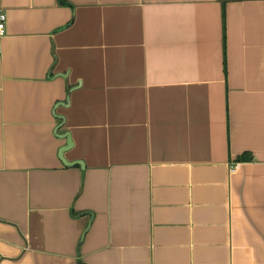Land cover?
<instances>
[{
    "label": "crops",
    "instance_id": "0c3cea01",
    "mask_svg": "<svg viewBox=\"0 0 264 264\" xmlns=\"http://www.w3.org/2000/svg\"><path fill=\"white\" fill-rule=\"evenodd\" d=\"M0 14V264H264V0Z\"/></svg>",
    "mask_w": 264,
    "mask_h": 264
},
{
    "label": "water",
    "instance_id": "95a60500",
    "mask_svg": "<svg viewBox=\"0 0 264 264\" xmlns=\"http://www.w3.org/2000/svg\"><path fill=\"white\" fill-rule=\"evenodd\" d=\"M65 139L67 140L66 146L63 147V148L61 149V151L59 152V157H60V160H61V161H62L63 154H64L65 152H67V151L69 150V148L71 147V142H70V138H69V136L66 135V136H65ZM62 163H63L65 166H68V165L65 164L63 161H62ZM70 165H71V166L78 165V166L81 167V164H80V163H73V165H72V164H70Z\"/></svg>",
    "mask_w": 264,
    "mask_h": 264
},
{
    "label": "built area",
    "instance_id": "2783aa9c",
    "mask_svg": "<svg viewBox=\"0 0 264 264\" xmlns=\"http://www.w3.org/2000/svg\"><path fill=\"white\" fill-rule=\"evenodd\" d=\"M5 34V15L0 14V37Z\"/></svg>",
    "mask_w": 264,
    "mask_h": 264
},
{
    "label": "trees",
    "instance_id": "16d2710c",
    "mask_svg": "<svg viewBox=\"0 0 264 264\" xmlns=\"http://www.w3.org/2000/svg\"><path fill=\"white\" fill-rule=\"evenodd\" d=\"M246 158H247L246 156H242V157L239 158L237 161H238V162H242V161L246 160Z\"/></svg>",
    "mask_w": 264,
    "mask_h": 264
}]
</instances>
